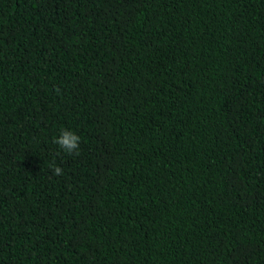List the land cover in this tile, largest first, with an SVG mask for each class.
<instances>
[{"label":"trees","instance_id":"16d2710c","mask_svg":"<svg viewBox=\"0 0 264 264\" xmlns=\"http://www.w3.org/2000/svg\"><path fill=\"white\" fill-rule=\"evenodd\" d=\"M0 264H264V0H0Z\"/></svg>","mask_w":264,"mask_h":264},{"label":"clouds","instance_id":"9594fccd","mask_svg":"<svg viewBox=\"0 0 264 264\" xmlns=\"http://www.w3.org/2000/svg\"><path fill=\"white\" fill-rule=\"evenodd\" d=\"M53 143L58 145L59 148L67 154H78L80 137L71 131L63 130L58 137L54 138ZM51 167L54 175L63 174V170L61 167L56 166L55 164H53Z\"/></svg>","mask_w":264,"mask_h":264}]
</instances>
